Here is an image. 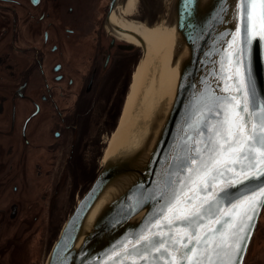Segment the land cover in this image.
<instances>
[{
    "label": "flooded vegetation",
    "instance_id": "1",
    "mask_svg": "<svg viewBox=\"0 0 264 264\" xmlns=\"http://www.w3.org/2000/svg\"><path fill=\"white\" fill-rule=\"evenodd\" d=\"M126 1L0 0V264L24 243L19 264L46 263L103 170L145 52L111 25ZM246 264H264V213Z\"/></svg>",
    "mask_w": 264,
    "mask_h": 264
},
{
    "label": "snow or ice",
    "instance_id": "2",
    "mask_svg": "<svg viewBox=\"0 0 264 264\" xmlns=\"http://www.w3.org/2000/svg\"><path fill=\"white\" fill-rule=\"evenodd\" d=\"M192 3L184 0L186 12ZM236 19L221 62L223 95L183 130L157 185L158 210L122 246L121 264H241L264 208V101L246 64L247 46L264 42V0H237Z\"/></svg>",
    "mask_w": 264,
    "mask_h": 264
},
{
    "label": "water",
    "instance_id": "3",
    "mask_svg": "<svg viewBox=\"0 0 264 264\" xmlns=\"http://www.w3.org/2000/svg\"><path fill=\"white\" fill-rule=\"evenodd\" d=\"M236 7L237 0H193L186 12L184 0L174 1L178 34L174 66L180 70L176 98L160 108L140 145L120 150L104 165L65 224L46 264H121L122 246L142 232L158 210L157 185L183 130L191 131L188 125L213 95H223L220 78L226 73L221 62L237 27ZM144 51L146 55V44ZM246 64L257 101H264V42L247 46ZM94 210H98L95 220ZM263 213L261 208L253 222L241 264H246Z\"/></svg>",
    "mask_w": 264,
    "mask_h": 264
},
{
    "label": "bare ground",
    "instance_id": "4",
    "mask_svg": "<svg viewBox=\"0 0 264 264\" xmlns=\"http://www.w3.org/2000/svg\"><path fill=\"white\" fill-rule=\"evenodd\" d=\"M174 1L167 0L166 5H156L157 11L163 15L155 25L136 21L140 19L137 13L139 0H127L116 9L111 18L113 28L125 32L119 33V38L142 47L141 42L136 39L139 37L146 44L147 52L135 73L123 117L109 142L104 164L120 150L140 145L148 136L160 108L167 104L170 106L169 102L172 103L176 98L180 70L178 65L174 66L178 42L173 15ZM97 215L98 210H94L92 219L95 220Z\"/></svg>",
    "mask_w": 264,
    "mask_h": 264
},
{
    "label": "rangeland",
    "instance_id": "5",
    "mask_svg": "<svg viewBox=\"0 0 264 264\" xmlns=\"http://www.w3.org/2000/svg\"><path fill=\"white\" fill-rule=\"evenodd\" d=\"M172 1V0H171ZM166 3H167V0H163V4L164 5H166ZM159 22V21H158ZM157 24V23H156ZM144 55H145V52H144ZM145 57V56H144ZM144 59V58H143ZM123 117V116H122ZM65 226V225H64ZM36 227V226H35ZM64 228V227H63ZM63 230V229H62ZM62 232V231H61ZM61 234V233H60ZM60 237V236H59ZM25 245L24 246H22V245H20V250H19V252H18V254L15 256V261H16V263L15 264H19L20 263V261L22 260V253H23V251H24V249H25V254H30V251H29V247H30V244L29 243H24ZM21 247H24V249L23 248H21ZM26 264H30V261L28 260L27 261V263ZM44 264H46V263H44Z\"/></svg>",
    "mask_w": 264,
    "mask_h": 264
}]
</instances>
